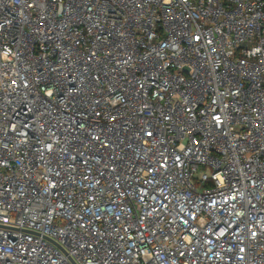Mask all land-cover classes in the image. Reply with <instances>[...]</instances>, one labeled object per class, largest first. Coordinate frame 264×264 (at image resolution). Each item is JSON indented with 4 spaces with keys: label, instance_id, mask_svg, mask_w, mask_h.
Masks as SVG:
<instances>
[{
    "label": "built area",
    "instance_id": "1",
    "mask_svg": "<svg viewBox=\"0 0 264 264\" xmlns=\"http://www.w3.org/2000/svg\"><path fill=\"white\" fill-rule=\"evenodd\" d=\"M0 264H264V0H0Z\"/></svg>",
    "mask_w": 264,
    "mask_h": 264
}]
</instances>
